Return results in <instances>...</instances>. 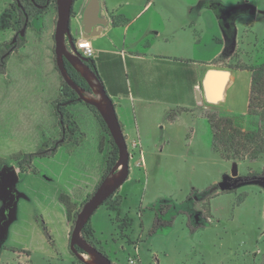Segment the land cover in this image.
Listing matches in <instances>:
<instances>
[{"label":"rangeland","instance_id":"374dc122","mask_svg":"<svg viewBox=\"0 0 264 264\" xmlns=\"http://www.w3.org/2000/svg\"><path fill=\"white\" fill-rule=\"evenodd\" d=\"M216 1L232 3V11H250L233 20L237 41L226 44L224 56L211 68H248L264 60V0ZM14 2L0 0V55H6L0 73V169H16L15 187L21 195L0 241V264H82L70 252L68 239L84 199L106 169L102 158H95L101 163L97 173L89 163L99 140L97 130H103L92 111L78 103L68 113L82 129L72 134L67 127L69 142L61 141L63 130L52 104L63 99V79L53 52L55 0L29 18L24 39L7 53L6 44L23 24ZM21 2L29 7L27 0ZM74 4L72 16L79 2ZM232 74L223 99L197 112L198 132L191 141L186 133H176L164 143L153 130L141 135L140 145L137 137H128L138 145L128 147L133 152L130 173L116 191L121 196L120 214L103 204L87 223L92 244L113 264H264V182L239 180L264 175V153L253 160H226L211 147L208 113L231 117L243 130L260 123L246 114L250 72ZM55 142L61 144L53 155L36 157L30 169L19 172L16 157ZM233 164L238 185L220 189L218 182L224 175L231 178ZM60 195L71 202L69 219ZM126 218L129 224L120 229V220Z\"/></svg>","mask_w":264,"mask_h":264},{"label":"crops","instance_id":"0c3cea01","mask_svg":"<svg viewBox=\"0 0 264 264\" xmlns=\"http://www.w3.org/2000/svg\"><path fill=\"white\" fill-rule=\"evenodd\" d=\"M88 1L75 0L74 6L79 4L70 19L71 32L75 39L90 40L91 60L112 99L127 145L133 141L128 140L131 136L140 145L141 135L148 130L155 131L164 143L176 133H186L191 141L198 132L197 112L223 99L206 100L201 86L204 74L216 65L213 61L224 56L226 29L233 27L232 42L237 41L233 20L248 10L232 11V3L216 0H98L100 7L84 16ZM219 5L224 7L218 11ZM84 19L106 23L98 30L93 28L96 34L83 36ZM241 70L248 69L228 68L226 87L232 71ZM197 90L200 100L195 98ZM97 138L92 146L95 155L89 158L96 173L101 163L95 158L105 160L110 147L104 131L98 129Z\"/></svg>","mask_w":264,"mask_h":264},{"label":"water","instance_id":"95a60500","mask_svg":"<svg viewBox=\"0 0 264 264\" xmlns=\"http://www.w3.org/2000/svg\"><path fill=\"white\" fill-rule=\"evenodd\" d=\"M75 0H55L57 17L53 32L54 40V58L56 68L61 75L63 81L73 89L79 99L87 105L93 106L100 114L104 121L108 132L117 147V160L108 172L102 177L98 185L95 187L91 195L83 202L81 208L76 214L75 220L70 231L68 245L70 252L83 264H113L111 260L93 244L88 242L82 235V229L90 219L96 209L104 202V200L114 193L128 178L130 173L129 154L126 139L123 134L121 125L115 113L114 104L110 96L106 93L104 86L97 76V73L89 65V58L82 56L75 47V38L72 35L70 27L71 11ZM100 7L98 0H89L85 11L92 13ZM252 12V11H251ZM84 18V17H83ZM82 24L83 36L96 34L98 26L104 25V19L89 21L84 19ZM27 25V18L22 27L16 32L11 40L14 44L17 36H23ZM97 28L93 30V28ZM14 48L12 45L7 53ZM65 60L79 73L90 88V92L76 83L68 74ZM229 71L227 69L209 68L206 70L202 79V89L205 98L209 102H217L223 98V92L228 80ZM196 98L200 100L198 90ZM236 165H232L231 178L223 176L218 182L220 189H230L238 185ZM257 182H264V175L257 178ZM18 181V174L14 167L3 166L0 170V199L2 206L0 209V241L4 239L7 227L10 221L15 217V203L19 196L15 184ZM10 210V211H9ZM7 212V213H6ZM6 213L4 220L3 214ZM78 249L81 251H78ZM85 255L87 257H85Z\"/></svg>","mask_w":264,"mask_h":264},{"label":"trees","instance_id":"16d2710c","mask_svg":"<svg viewBox=\"0 0 264 264\" xmlns=\"http://www.w3.org/2000/svg\"><path fill=\"white\" fill-rule=\"evenodd\" d=\"M14 1H15L14 2L15 7L19 9L22 23L25 22L26 18L28 23L30 17L42 13L50 2V0H27L29 7H24V4L21 2V0H14ZM216 7L219 11L220 9H223L224 6L219 5ZM225 33L227 37V43L231 44L233 39V27L231 26L230 28L226 29ZM23 39H24V35L17 36V39L14 42V44H11L9 42L6 45H8L9 48L12 45H14L15 47L17 40L21 41ZM5 57H6L5 54L0 55V73H3ZM89 65L95 71L91 58H89ZM65 66L70 77L85 90L89 91L90 88L85 82V80L80 77L79 73L66 60H65ZM247 69L250 71V83H249V94L247 99L246 114L250 118L257 119L258 122L260 123H257L254 129L243 130L235 124L234 120L231 117H219L215 112L208 113L206 115L209 123V127L211 129L212 150L217 152L221 158L226 160L233 158H239V159L249 158L253 160L256 159L260 154L264 153V123H263L264 122V60L249 66ZM60 92L63 96V99L56 98L53 100L52 104H53L54 112L58 118V125L60 129L63 130L62 132L63 138L61 141L69 142L68 137H65L66 136L65 129L67 127L70 129V132L72 134L73 133L75 134L80 131L79 125L76 123V121L70 118L68 113V108L76 105L77 103H83L84 105H86L92 111L94 118L97 124L99 125V127L108 134L110 147L105 157L106 169L105 172L103 173L104 176L111 168V166L114 165L118 156L117 147L113 143V140L108 132V129L104 121L102 120L98 111L93 106L87 105L85 102L81 101L77 93L73 89H71L64 81L63 84L61 85ZM72 142H74L75 145L78 144V140L76 139H74ZM59 144L61 143L59 142L56 144L55 142L50 147L23 153L21 157H16L15 161L18 166L19 172H24L25 170L30 169L31 164L36 157L53 155L56 152V149L59 146ZM258 177L259 175L258 176L246 175L240 177L239 180L240 182L243 183H247L249 181L257 182ZM97 185L98 183L96 184V186ZM116 191L112 193L109 197H107L101 205L107 204L109 208L114 210L115 214L119 216L120 214L119 206L121 205V196L117 195ZM91 193L92 192H90L87 195V197L90 196ZM19 195L21 194L19 193ZM58 200L64 206L67 217L69 219L71 202L63 195H60L58 197ZM124 220L121 219L120 220L121 222H119L120 229L125 228L129 224L128 223L129 219L126 218ZM87 223L84 225L82 229V235L88 242L92 244L91 241L92 229L88 226ZM78 251L80 250L78 249ZM71 264H75V263L73 262Z\"/></svg>","mask_w":264,"mask_h":264},{"label":"built area","instance_id":"2783aa9c","mask_svg":"<svg viewBox=\"0 0 264 264\" xmlns=\"http://www.w3.org/2000/svg\"><path fill=\"white\" fill-rule=\"evenodd\" d=\"M75 47H76V50L82 56L87 57V58H91L93 56V48H92V45H91L90 40L88 38L75 39ZM136 145H138V142L136 140L135 141H132L130 145H127V149H128V147L129 148L130 147L133 148ZM132 153L133 152L132 151H129V149H128L129 163H130V159L132 157ZM139 154H141V151H140Z\"/></svg>","mask_w":264,"mask_h":264},{"label":"flooded vegetation","instance_id":"af4514ba","mask_svg":"<svg viewBox=\"0 0 264 264\" xmlns=\"http://www.w3.org/2000/svg\"><path fill=\"white\" fill-rule=\"evenodd\" d=\"M248 11H250V9H248ZM18 32V31H17ZM15 34V33H14ZM19 36V35H18ZM81 77V76H80ZM82 78V77H81ZM83 79V78H82ZM88 92H90V91H88ZM4 166H6V165H4ZM3 167V166H2ZM1 167V168H2ZM10 167V166H9ZM1 170V169H0ZM235 177H238V176H235ZM230 181H232L233 179L232 178H228ZM1 201H2V199H1ZM10 211V210H9ZM7 213V212H6ZM6 213H4L3 214V218L1 219V221H3L4 220V217H5V215H6Z\"/></svg>","mask_w":264,"mask_h":264}]
</instances>
